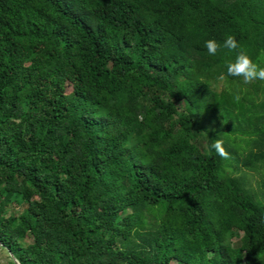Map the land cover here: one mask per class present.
I'll return each mask as SVG.
<instances>
[{
	"label": "trees",
	"instance_id": "obj_1",
	"mask_svg": "<svg viewBox=\"0 0 264 264\" xmlns=\"http://www.w3.org/2000/svg\"><path fill=\"white\" fill-rule=\"evenodd\" d=\"M228 34L264 65V0H0V244L20 264H264V81L209 55Z\"/></svg>",
	"mask_w": 264,
	"mask_h": 264
},
{
	"label": "clouds",
	"instance_id": "obj_2",
	"mask_svg": "<svg viewBox=\"0 0 264 264\" xmlns=\"http://www.w3.org/2000/svg\"><path fill=\"white\" fill-rule=\"evenodd\" d=\"M204 47H206L209 55L212 56H215L221 48L227 49L229 53L234 54V57L225 59L227 76L242 77L244 84L264 81V65L253 61L247 50L237 41L235 36L231 34L226 35L222 43L218 42L214 37L206 39ZM225 78V74L221 73L220 79ZM211 148L215 149L220 156L227 158L228 153L223 148L222 139H216Z\"/></svg>",
	"mask_w": 264,
	"mask_h": 264
},
{
	"label": "rangeland",
	"instance_id": "obj_3",
	"mask_svg": "<svg viewBox=\"0 0 264 264\" xmlns=\"http://www.w3.org/2000/svg\"><path fill=\"white\" fill-rule=\"evenodd\" d=\"M226 1H228V2H232V1H235V0H226ZM225 87H226V83H225V81H224V80H221V81L219 82L218 90H224ZM70 91H71V87L68 88V92H70ZM232 148H234L235 152H237V154H239V156H240V155L243 154L244 149L247 148V144H246V143H245V144L237 143V144H235V146L232 147ZM236 159H237V158H236V155H235V158L232 159V162H234V164L237 163V160H236ZM249 173H250V172H249ZM259 174H260V173H255V172L251 173V175H249V180H250L251 186L254 187V190L258 191V190L260 189L259 194H260L261 197L259 198V200H258L257 197H256V200H257L258 202L264 204V189H263V188H264V176H263L264 173H261V177L259 176ZM258 179H260V180H258ZM260 200H261V201H260ZM238 241H240V238H239V237H237V238L234 240L235 243H237ZM11 258H12L14 264H20V262H19L18 260H17V261H18V262H17V261L13 258V256H12Z\"/></svg>",
	"mask_w": 264,
	"mask_h": 264
},
{
	"label": "crops",
	"instance_id": "obj_4",
	"mask_svg": "<svg viewBox=\"0 0 264 264\" xmlns=\"http://www.w3.org/2000/svg\"><path fill=\"white\" fill-rule=\"evenodd\" d=\"M12 253L0 244V264H14L12 260ZM7 257V259H5Z\"/></svg>",
	"mask_w": 264,
	"mask_h": 264
},
{
	"label": "water",
	"instance_id": "obj_5",
	"mask_svg": "<svg viewBox=\"0 0 264 264\" xmlns=\"http://www.w3.org/2000/svg\"><path fill=\"white\" fill-rule=\"evenodd\" d=\"M13 255V254H12ZM13 258L17 261L16 257L13 255ZM18 262V261H17Z\"/></svg>",
	"mask_w": 264,
	"mask_h": 264
}]
</instances>
